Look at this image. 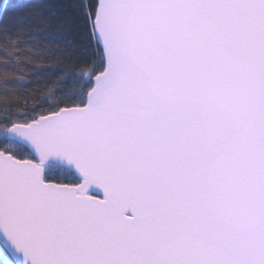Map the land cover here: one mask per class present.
<instances>
[{
	"label": "snow or ice",
	"instance_id": "snow-or-ice-1",
	"mask_svg": "<svg viewBox=\"0 0 264 264\" xmlns=\"http://www.w3.org/2000/svg\"><path fill=\"white\" fill-rule=\"evenodd\" d=\"M63 7L0 0V264H264V0Z\"/></svg>",
	"mask_w": 264,
	"mask_h": 264
},
{
	"label": "trees",
	"instance_id": "trees-1",
	"mask_svg": "<svg viewBox=\"0 0 264 264\" xmlns=\"http://www.w3.org/2000/svg\"><path fill=\"white\" fill-rule=\"evenodd\" d=\"M2 2H6L8 4H34V3H36V4H51L56 8L59 16L63 17L66 14V11H70V9L66 10L63 6L70 4L71 0H2ZM24 75H25L26 79L29 77H32L31 72H26ZM52 79H54V78H49L47 83H45L43 78L39 82L32 80L30 83H25L23 85V87H21L20 93H21V95H23L24 93L35 89L37 87V83H39V86L44 91H47V88L51 86V80ZM62 86L65 88H68V89L71 88L70 83L62 85ZM2 93H3V88H2V86H0V104H3V102H4V97H3ZM9 94H11V93H9Z\"/></svg>",
	"mask_w": 264,
	"mask_h": 264
},
{
	"label": "water",
	"instance_id": "water-1",
	"mask_svg": "<svg viewBox=\"0 0 264 264\" xmlns=\"http://www.w3.org/2000/svg\"><path fill=\"white\" fill-rule=\"evenodd\" d=\"M97 198H98V199H99V198H102V194H101V196H99V197H97Z\"/></svg>",
	"mask_w": 264,
	"mask_h": 264
}]
</instances>
